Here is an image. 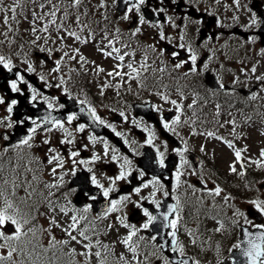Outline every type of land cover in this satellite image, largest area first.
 Returning <instances> with one entry per match:
<instances>
[{"label":"flooded vegetation","instance_id":"flooded-vegetation-1","mask_svg":"<svg viewBox=\"0 0 264 264\" xmlns=\"http://www.w3.org/2000/svg\"><path fill=\"white\" fill-rule=\"evenodd\" d=\"M100 2L101 0H96V3L100 4ZM104 2L107 4L105 8L113 12L111 18V25L113 26V29H111L112 39L119 36V42H114V46L120 48L121 55L129 53V55L133 54L139 59L149 55H162L171 67L182 64L179 68L175 67V70L184 78H202L207 72H210L216 76L220 85L230 86V89L220 92L225 95L226 99L234 96L243 98L244 94L241 95L238 92L241 87L249 92L251 87L236 85L231 78L223 73V67L216 63V57H219V62L221 58L226 57L229 50L234 48V46H231L232 36L229 28L214 27L207 31L204 38L200 39V32L206 28L208 19H196L188 15V9L194 8L207 16H215L217 18L216 25L231 26L232 23L221 21L218 9L213 6L217 4L216 1L177 0V3L173 4L172 0H165L164 6L167 11L160 14L165 15L166 23L146 20L144 25L138 24V14L135 12L131 14L130 20L126 21L121 19L125 12L118 14L116 11L117 2L113 3L112 0H104ZM149 3L153 8L160 6L157 4V0H149ZM154 16L157 15L154 14ZM135 27H140L141 32L132 36L131 30H134ZM117 29H119V33L116 32ZM214 29L217 33L216 37H212L209 33ZM161 31L165 34L166 39L164 40L160 39ZM247 31L250 38L254 36L256 30L247 29ZM32 40L31 38H20L15 45H8L4 49L0 48V55L10 58L14 65V72L19 71L24 75L41 95L37 97L35 107H33L28 102L31 93L26 86H21L25 93L23 96L12 93L7 87V79L14 77L0 66V96L6 101L5 104L0 105V119L10 116L12 121H17L23 117H32L40 122L49 112L47 104L43 100V97L47 96L53 101L51 115L64 122L65 128L72 133V136L67 138L72 139L73 143L61 144L60 141L66 139L65 133L58 128H52L51 131H48L51 125H42L30 141L32 145L30 148L27 146L17 147L16 145L19 142L9 146L7 143L10 139L4 140L2 138L5 131L11 137L14 130L18 129L25 134V138L28 129L33 125L29 120L25 121L22 126L16 125L7 129L0 127V160L13 158L17 163L20 162L18 164L20 167L27 170V174L18 185L19 192L16 193L18 196L25 197L27 192H32L33 197L35 194H40L46 188L45 185L58 182L50 174L51 168L55 164H47L46 156L49 147L56 148L64 159L63 168L57 169L58 174L64 177L62 186L54 190L57 199L65 201L70 211L76 209L79 212L85 206L91 205L90 212L86 214L87 219L96 221V226L105 227L111 232L115 227L114 222H120L118 218H128L132 213H137L139 218L146 222L142 208H147L153 215L157 210L156 205L149 202L151 199H155L161 204L164 199L171 197L177 203L182 193L181 179H188L187 182L194 181L195 183L197 179L201 178L202 173L205 174L203 162L206 160L204 155L199 153L200 149L182 139L180 126L178 124L172 125L174 130L163 127L164 122L171 124L172 120L175 119V114L168 119L167 114L170 111L164 109L162 95L152 94L154 90L149 91L147 86L138 84L137 78L130 79L128 76L109 77L107 72L113 70L98 73L97 66L100 65V62L96 55H93L95 58L93 61L86 59L88 63L82 66L79 62V56L73 60L65 57L64 53L60 54L51 39L47 43H42L41 40L38 41L41 47L52 49L51 55L48 51L41 52L39 47L33 45ZM165 40H168V42H165ZM166 43L171 46L168 53L165 52ZM124 45H127V47H124ZM192 53L197 56L196 73L191 71L193 65L190 56ZM180 56L182 58H179ZM61 57H63V60L60 63V71L58 73L52 72L56 62ZM25 61L33 64L34 72H27ZM123 71L128 72L129 70L123 68ZM95 75L96 88H93L86 77ZM100 75H104L106 79H101ZM40 76H44L47 83L41 81ZM61 77H63L65 83L60 87H56L55 85L61 83ZM65 89H67V93ZM212 92L219 93L217 91ZM11 99H17L19 103L13 113L9 114L7 104L10 103ZM80 101H84V103L81 104ZM137 104L143 105L137 108L135 107ZM89 107L95 108L96 114L105 121L106 125L112 127L94 123L87 112ZM82 108L84 111H81ZM121 113L124 115L121 116ZM69 114H75L77 117L71 124L66 122ZM179 116L181 117L180 114ZM207 120H211V118ZM80 124L84 125L83 131H77ZM113 128H115V131H113ZM117 132L121 135L117 136ZM149 132L154 133L152 144L147 142ZM163 132H166L171 138L167 139ZM90 137H95V140H90ZM45 139H48L50 144L45 145L43 143ZM105 142L108 145L107 155H105ZM6 147L8 151H4ZM112 149H116V152L113 153ZM146 150H149L148 158L151 164L156 166L158 176L148 174L139 165L140 159L145 155ZM73 151L79 152V155L75 158L76 163H73L71 157ZM180 151L183 152V160L187 161L183 164V167H181L182 158L178 154ZM160 153H163L164 157L165 166L163 168L159 165ZM48 155H52V153H48ZM113 155L117 156L116 160H112ZM94 156L99 157V159L91 162ZM125 157L131 161L130 170L132 175L126 180L117 181L113 185L111 181L119 175ZM80 160L89 163L80 164ZM194 161L193 165L192 162ZM0 163L3 164V161ZM89 168L92 169L91 172L88 171ZM73 169H75V176L71 174ZM177 171L182 173L178 186L176 182ZM142 172L144 173L143 176H141ZM76 175L78 176L76 177ZM93 175H95L99 184L103 186L102 188H98L91 183ZM72 180L75 181L73 187H70L69 184ZM153 180H159L160 184L154 185ZM144 184H148V187H144ZM196 185L199 188L194 187L192 189L194 194L206 193V188L201 184ZM137 187L141 189L139 194L135 192ZM108 188H112L113 191H110L108 197L105 198L103 191ZM80 190L83 192L82 198L86 203L83 207L78 208L74 201ZM153 192H155L154 197L151 195ZM165 192L168 193L167 196L164 195ZM84 193L95 196L96 199H89V196L84 195ZM183 195L186 194L183 193ZM122 196L130 197V201L122 206L120 211L110 213L107 218H100L104 209L110 207L109 201L119 200ZM137 203L141 205V208L136 207ZM94 204L96 205V212H93ZM108 225H112V227L109 228Z\"/></svg>","mask_w":264,"mask_h":264},{"label":"snow or ice","instance_id":"snow-or-ice-1","mask_svg":"<svg viewBox=\"0 0 264 264\" xmlns=\"http://www.w3.org/2000/svg\"><path fill=\"white\" fill-rule=\"evenodd\" d=\"M35 2V0H33ZM113 3H116L117 0H112ZM121 3H123L126 6L125 13L121 17L123 20H130L131 14L135 12L138 14V24L144 25L146 23L145 15L143 13L144 8H149L154 14L158 15L160 13H164L167 11V8L165 5V0H157V4H159V7L153 8L149 0H120ZM237 7H239L240 0H234ZM172 3H177V0H172ZM20 7L19 0H17L15 7H9L5 8L3 7V0H0V12L5 13L3 16V25L7 27V31L3 32L2 35L7 39L8 33L14 31L12 27V23L16 22L19 23L17 20V8ZM100 8L107 7V4L104 2V0H101L99 4ZM37 8H33L32 10V20L29 21V29L28 31H31L35 39L32 41L33 45L39 47V50L41 52L48 51L49 55H51L52 49H46L44 47H41L38 44V41L41 39L44 40L45 43L51 39V33H50V27L54 28V31L59 34L57 36V39L63 43L67 38H72L74 41L79 42L81 44H87L90 42V40L94 39V29H92L91 22L87 20V17L90 14L91 9L85 7V0H43L38 5ZM47 9V11H45ZM250 12V26H255L257 24L264 23V19H258L257 13L253 11L252 9H249ZM10 14V15H9ZM59 14V16H58ZM107 19V17H104ZM25 20H27V17H24ZM39 25V27H37ZM75 26V27H73ZM158 26V25H157ZM87 30V36L82 37V33H84ZM103 36L102 40H107L108 43L104 45V48H110L111 51H104V48H100L99 50L103 53V55L107 56H113V54H116V59L120 62L118 63L113 71L107 72V75L109 77H116V76H128L130 79H136L140 75V69L135 67L133 63H128L126 67L129 69L128 72L123 71V61L125 59L126 55H129V53H124L123 55L120 54V48H117L114 46V42H119V36H116L114 39H108V33L107 29H103ZM117 33H119V29L116 30ZM141 32L140 27H135L134 30H131V35L135 36L138 33ZM38 33H46L48 35L41 36ZM160 39L164 40L166 39L165 34L163 31L160 32ZM53 43L56 41L53 40ZM124 47H127V45H124ZM151 47V46H150ZM183 47V45H181ZM75 55L70 54L69 52L65 51L64 56L68 57L69 59L75 60L77 56H79V62L83 66V64L88 63L86 58L80 54V49L75 48L72 50ZM191 51V49H189ZM264 54V53H262ZM191 64L193 65L191 71L193 73L197 72V68L195 67L197 56L195 53H192L190 56ZM63 60V57H61L60 60L56 62V66L52 69V72H59L60 71V63ZM27 64V72L32 73L35 71V68L33 67V64L25 61ZM43 63V61H42ZM0 66L4 70H6L8 73H11L14 78L7 79V87L10 89L12 93L19 94L23 96L24 89L21 87L22 85L26 86L27 90L31 93L29 103L35 107V102L37 101V97L41 95V93L37 90L36 87L33 86L32 83H30L24 75H22L19 71L14 72V65L10 58H6L3 55H0ZM182 64H176L175 67L179 68ZM207 67V65H205ZM140 68L144 69V71H147L146 64H141ZM105 70L103 68H100L97 66V72H104ZM163 71V69H161ZM256 69L253 68L252 72L255 73ZM261 77H257V80H261ZM40 80L47 83L44 76H40ZM65 81L63 80V77H61V83L58 85H55L56 87H60ZM107 86V85H105ZM220 87H223L221 84ZM65 92L67 93V89H65ZM257 97L255 94L251 95V99L255 100ZM164 99L167 101V97H164ZM44 102L47 104V107L49 109V112L47 115H45L40 122L37 121V119H34L32 117H23L17 121H12L10 116L6 117L4 119H0V127L7 128H13L16 125H23L25 121L31 122L32 127L28 129V134L25 138L21 139L19 141V144L16 145L19 146H27L31 147L30 141L33 139L34 135L37 132V129L41 128L43 126L51 125L50 128H48V131H51L52 128H58L62 130L65 133L66 139L61 140V144H72L73 140L69 139L67 137H71L72 133L68 131V129L65 128L64 122L60 121L56 117L51 115V110H53V101L50 100L49 97L44 96L43 97ZM173 105L176 106L177 110H180V105L177 104L175 100L170 101ZM6 101L2 96H0V105L5 104ZM19 101L17 99H11L10 103L7 104V112L9 114L13 113V110L17 107ZM81 104L84 103V101H80ZM63 107V105H61ZM189 107H192V105H189ZM219 108V106H217ZM81 111H84L82 108ZM87 112L90 114L92 120L94 123L98 125H105L106 127H112L111 125H106L105 121L96 114L95 108L89 107L87 109ZM121 116L124 114L121 113ZM219 115V112H217V116ZM77 117L75 114H69L67 116L66 122L68 124H71L72 121L76 120ZM180 116L177 115L174 120H172L171 124L164 122L163 127L168 130H174L172 128V125L179 124ZM230 123L233 124L235 127V120L233 119L230 121ZM223 126V125H221ZM84 125L80 124L77 131H83ZM113 131H115V128H113ZM117 136H120L121 133L117 132ZM209 136H212L213 133L209 132ZM2 138L4 140H9L10 137L7 134V131H5L2 135ZM219 139V137H217ZM154 139V133L149 132V138L148 143L152 144V141ZM90 140L94 141L95 137H90ZM45 145L50 144V141L48 139H45L43 141ZM127 143V141H125ZM228 147L232 148L234 147L231 143L228 144ZM187 149L185 148V151ZM203 151V148L201 149ZM4 151H8V148L6 147ZM113 153L116 152V149H112ZM48 153H52V155H48ZM108 154V145L107 142H105V155ZM181 158V167H183V164L187 163V161L183 160V152L180 151L178 153ZM79 155L78 151L71 152V157L73 159V163H76L75 158ZM235 155V161L241 162L242 161V154L241 151L237 150L234 153ZM47 164L52 165L55 164L54 167L51 168L50 174L54 177V179H57L58 182L47 184L45 187L49 189V195L44 197L45 201L47 203V212H41L40 215H46L48 216V227L40 226L37 227L36 216L33 215V212L36 211L35 205L30 204L29 201L32 198L33 193L27 192L26 196L24 198H19V203H17V188L18 185L15 180L9 181L7 179L0 180V264H25L24 261L18 260V257H25L27 260V264H56L59 257L55 255L56 251H60L61 245L67 246L70 243L74 242L77 245H80V247L83 249V251L77 253L75 248L70 249V251L67 253L69 256H82L84 257L83 264H92L93 259L97 262V264H112V261L109 259L110 255H115L113 246L104 244L99 239H94V237L97 235L96 233V226L94 223H92L91 227H85L81 228V222L87 219L86 214L90 212L91 205L85 206L82 210L77 212L76 209H72L71 211L77 214L69 215L70 209L66 205L58 204V202L54 201L51 197L55 195V193L51 192V189H59L62 186L63 182V175H59L57 172L58 168H63L64 166V159L59 154L58 150L53 147H49L47 149ZM261 160L257 161H251V163H254L257 165V167L264 168V149L260 152ZM96 159H99V157H93L94 162ZM117 156L113 155L112 160H116ZM80 164L89 163L84 160L79 161ZM130 164L131 161H129L126 157L123 160V164L121 165V170L119 172V175L115 176L112 179V184L114 185L117 181L120 180H126L129 176L132 175V172L130 170ZM159 165L161 168L165 166L164 164V157L163 153L159 154ZM241 168H244V164L241 163ZM230 170L235 173L237 172V168L235 164L230 165ZM89 172L92 171L91 168L88 169ZM73 176H75V169L72 170L71 173ZM245 173L241 171L239 175L243 176ZM144 173H141V176H143ZM182 173L180 171H177L176 173V182L177 186L180 183V176ZM91 183L96 185L98 188H102L103 186L99 184L97 181L95 175L91 177ZM152 183L154 185H159V180H153ZM9 185H11V191L9 190ZM144 187H148V184H144ZM162 187V185H161ZM113 191L112 188L104 189L103 195L105 198L108 197L109 192ZM141 189L139 187L135 188V192L139 194ZM222 192V189L220 187H216L214 191L209 190V195L219 196ZM84 195L89 196V199L95 200V196H90L88 193H84ZM153 197L155 196V192L151 194ZM165 196L168 195L167 192L164 193ZM224 199L227 201L230 199V197H224ZM130 201V197L128 196H122L119 200H111L109 201L110 207H107L104 209L102 213V217L100 218H107V216L112 212H118L121 210V207L126 205L127 202ZM150 203H153L156 205L157 209L160 208L159 201L155 199H151L149 201ZM70 203V201H69ZM250 203L254 210L258 212L261 216H264V200L252 199L248 201ZM21 205H24L25 207H21ZM137 208H141V205L139 203L136 204ZM25 208L28 210L25 211ZM179 201L177 200V204L174 206H169L168 211L166 213H162V218L166 222L164 224V227L170 228L171 231L168 233V235L172 238L170 250L172 253H179L181 257L184 256V246L180 243V241L177 239V231L179 226ZM143 216L146 217V222H144L141 226V228H137L135 225H130L126 223V217L118 218L120 220V224L124 227L129 229L128 234L119 241L120 244H122L126 251L131 254V258L129 259L126 257L123 253H120L117 256V264H143V261L139 258L140 252L139 249L141 247V241H143L144 237L139 236L138 233L143 229L147 230L150 228L151 225L154 224V222L157 220V216L153 215L147 208H142ZM176 214V217L174 219H169V216L172 214ZM57 214H62L64 217L68 218L69 223L67 224V227H64L56 218ZM235 216L242 217L247 225L249 227H245L242 229V239L239 243H236L233 245V248L238 251L239 258L234 257L233 258V264H264V223L256 224L253 223L251 220L248 219L247 215L240 211L239 209H236L233 213ZM219 223V227L215 229V231L219 232L224 228L223 223ZM238 223V221H236ZM61 228V230L65 233V236L67 239H57L56 236L53 234L52 229L53 228ZM109 228L112 227V225H108ZM254 229V231L252 230ZM44 232L47 233L49 236L48 241V247L43 246L38 241V233ZM75 233V234H74ZM135 238V239H134ZM151 239L155 241L157 239L156 236H152ZM192 243H196V239L194 238L192 240ZM159 248L162 250L164 248V244H160ZM55 250L53 252V255L51 257H47V253L49 250ZM231 251V250H230ZM164 264H189L188 259H179L175 261H170L168 257H164ZM70 264H79V262L72 260L70 261ZM192 264H199V261H193ZM219 264H224V261H219Z\"/></svg>","mask_w":264,"mask_h":264},{"label":"rangeland","instance_id":"rangeland-1","mask_svg":"<svg viewBox=\"0 0 264 264\" xmlns=\"http://www.w3.org/2000/svg\"><path fill=\"white\" fill-rule=\"evenodd\" d=\"M87 1L88 0H85V2H87ZM93 1H94L93 4L90 2H87L85 7L91 9V12L95 13L94 19H96V0H93ZM213 1L217 2V4H214L213 6H216V9H218L217 10L218 14L223 15L224 16V17L222 16L223 18L228 19L229 17H226V16L230 15L231 17L234 18V19H231V20H233L232 23L233 22H236V23L239 22V27H241V28H253L254 27V26H250V18H249L250 17V12H249L250 8H248V5L245 8L246 2L249 1V4H250V1H252V0H240L239 7H237L234 0H213ZM15 3H16L15 0H3V7H5V8L14 7ZM27 5H30V4H27ZM34 7L37 8V10H39L38 7H36V6H28L27 11L25 12L23 18L18 20L19 24L22 23L24 26H26L25 30H26L27 35H29L30 37H33V38H35V37L31 33V31H28V29H29V21L32 20V10ZM45 11H47V10H45ZM4 15H5V13L0 12V40L1 41H3L5 39V37L2 35V33L7 31V27L4 26L3 22H2ZM25 16L27 17V20L24 19ZM91 16H92V14H89L88 17H91ZM210 17H214V16H210ZM210 17H208L207 23H209ZM224 21H225V23H227L226 20H224ZM105 25L107 27L111 28V26L108 23H106ZM37 27H39V25ZM73 27H75V26H73ZM50 33H51V38L56 41L55 43H57V44L61 43L57 39V36L59 34H57L54 31L53 27H50ZM22 34L24 35L23 31H22ZM38 34L41 36L48 35L46 33H38ZM84 35H85V37L87 36V30L84 32ZM71 39H67L66 41H64L62 43L63 47L66 49L67 52L70 53L71 50H73L75 48L85 47V49L80 51V54L85 56L86 59H90L92 61L95 59L93 57V55H96V37H94V39H93V41L95 40V42H94L95 45L89 44L90 46H86V44H81L79 42L75 43L73 41V39L72 40ZM41 41H44V40L41 39ZM74 44H76V46H74ZM231 46H234V48L232 50H229L226 53V57L223 58L225 63L224 62L223 63L218 62V57H216V63H218L220 65V67H223V69H226L227 77L232 78L233 81L236 82L239 86H245V85H251L253 83H259V86H261V89L257 95V99H256L255 103L258 105V107L264 108V54H262V53H264V49L263 48L261 49V46L257 45V44L253 46L252 43H250L249 46L243 48L242 47L243 43L240 41V39H238L236 37H234L232 39ZM251 47H254V49H255L253 54L250 52ZM236 48H239V50H235ZM107 49H108V51H111L110 48H107ZM72 54H75V53L72 51ZM99 58H100L102 68H111V66H109L103 62L104 57L99 56ZM107 61L110 62V60H107ZM253 68L256 69L255 73L252 72ZM257 77H261L262 79L258 81ZM95 80H96V76L94 77V81ZM189 99L192 102V96H189ZM181 101H183V100H181ZM167 106H172V104L166 103L165 107H167ZM262 111H264V110H262ZM187 117L189 118L190 116L188 115ZM260 117L264 118L262 115H260ZM187 138L189 139L191 137L188 136ZM229 143H231V142H229L228 140H225V139H221L220 137H219V139H217V138L209 139L207 136L196 137L197 147L201 148V149L202 148L207 149L208 150L207 153L213 155L214 159L217 161L218 166L225 171H230V165H232V164L236 165L237 162L235 161L234 153L237 150L241 151L240 150L241 147L238 146L237 144H234L233 145L234 147H232V148L228 147ZM231 144H233V143H231ZM244 147L247 149V151L245 149H243L246 156L241 151L242 157H245L246 159H248L250 161V163L253 160L257 161V160L262 159L260 156V152L262 149H264V123L262 124L261 120H257V124H255L253 126V128H251L250 130H248V134L246 137ZM255 166H256V164L254 165V167ZM202 181L205 183L206 179L202 178ZM257 188L260 189L259 184L257 185ZM219 196H221V195H219ZM259 197L261 200H264V189L260 190ZM218 199L220 200L221 197H219ZM44 200H45V198H44ZM54 201H56V200H54ZM56 202H58V204H61V205H66V202H63V201H56ZM42 203L45 205L46 201L45 202L42 201ZM227 203L228 202L224 199V204L227 205ZM249 205L252 206L251 204H248V203H244V204L237 203V204H234V206L230 209V211H229V212H231L230 216L232 217V220L234 219L235 223H236V221H238V223H237L238 227H240L241 225H247V224L245 223V221L242 217L235 216L233 213L236 209H239L240 211H242L246 214V207ZM228 207H229V203H228ZM47 211H48V208L44 209V212H47ZM72 214H77V213H69V215H72ZM56 218L64 227H67V224L69 223L67 217H64L62 214H57ZM39 222L44 227H48V216L41 215L39 217ZM80 227L85 228V225H81ZM52 231L58 240L61 238L67 239V237L65 236V233L61 230V228H55L54 227L52 229ZM127 234L128 233L121 231L120 233L118 232L116 236H112L109 238H102L101 239L97 235L94 238L101 240L104 244H108V245L113 246V250L115 253V259H117V256L120 253H123L126 257H128L130 259L131 254L128 253L126 251L125 247L119 243V241L121 239H123ZM65 247H66L65 249L68 250V252L72 248H75L77 253L83 251V249L80 247V245H77L74 242L70 243L69 245H67ZM68 259L70 261L75 260V261L83 264L84 257L79 256V255H76V256H69L68 255Z\"/></svg>","mask_w":264,"mask_h":264},{"label":"water","instance_id":"water-1","mask_svg":"<svg viewBox=\"0 0 264 264\" xmlns=\"http://www.w3.org/2000/svg\"><path fill=\"white\" fill-rule=\"evenodd\" d=\"M120 2V0H119ZM125 5L123 3L120 2V7L119 8H124ZM252 8H254V10H256L259 15L262 17V19H264V10H262L261 8L258 7V1H256L253 5H252ZM258 35L260 36L261 38V43L262 45L264 46V23H262L259 31H258ZM209 81H211V79H209ZM211 86H215L214 84H210ZM174 206L173 203H167L165 204L161 211L158 213L157 215V220L154 222V224L151 226L152 227V230L153 232H156L158 237V243H161V244H164V248L163 250L165 251V253L169 256L170 260L171 261H175V260H179L177 258V253H170V245H171V240L172 238L169 237V238H166L165 236V233L166 231L169 229V228H166L164 227V224L166 223L163 218H162V213H166L168 211V207L169 206ZM248 213L251 217L255 218L258 222L260 221V214L258 212H256L255 210L253 209H249L248 210ZM173 217V214L171 216H169V219H171ZM241 235H242V232H241ZM242 239V237H241ZM236 257V258H239V253L238 251L237 252H233L230 256V258L233 260V258Z\"/></svg>","mask_w":264,"mask_h":264},{"label":"trees","instance_id":"trees-1","mask_svg":"<svg viewBox=\"0 0 264 264\" xmlns=\"http://www.w3.org/2000/svg\"><path fill=\"white\" fill-rule=\"evenodd\" d=\"M229 178H230V177H229ZM247 178H252V175H251V174L246 175V176L242 179V181H243V182H244V181H247ZM262 178H263V176L255 175V177L252 178V182H255L257 179H262ZM229 192H230V193H233L234 195H238V190H235L234 192H232V191L229 189Z\"/></svg>","mask_w":264,"mask_h":264}]
</instances>
